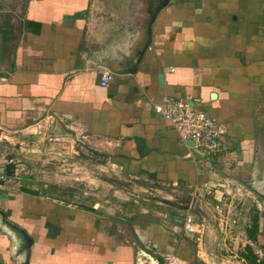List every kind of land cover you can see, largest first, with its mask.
I'll return each mask as SVG.
<instances>
[{
	"label": "crops",
	"instance_id": "1",
	"mask_svg": "<svg viewBox=\"0 0 264 264\" xmlns=\"http://www.w3.org/2000/svg\"><path fill=\"white\" fill-rule=\"evenodd\" d=\"M95 1L0 0V264H248V246L264 263L263 217L255 243L248 225L238 254L212 237L205 255L176 202L218 172L264 204V0H144L132 35ZM166 99L226 127L220 157L191 156L155 111Z\"/></svg>",
	"mask_w": 264,
	"mask_h": 264
},
{
	"label": "rangeland",
	"instance_id": "2",
	"mask_svg": "<svg viewBox=\"0 0 264 264\" xmlns=\"http://www.w3.org/2000/svg\"><path fill=\"white\" fill-rule=\"evenodd\" d=\"M93 5L94 7L92 10L96 22L109 23L123 21L131 35L135 33L137 27H141L142 23L147 22L148 19V12H146L147 8H145L144 11L141 9L147 6L144 0H96ZM141 13L144 17H139ZM9 138L10 135L5 133L3 136L0 133V153L4 155V157H6L8 153L5 146H7L6 141H8ZM217 175L218 172L214 178H212L213 180H211V183L205 182L200 184V186L189 189L186 194L181 195L180 201L177 200L176 202H181L183 205L189 203L188 205L191 204V206L195 208L192 212V214H194L192 217L197 224L201 225L202 233L192 238L201 242L202 248L198 249L199 252L201 250L203 254L206 255L205 245L207 240L212 237L218 240L225 238V247L217 248L218 246L214 244V253L219 249V254L234 256V254L240 252V247H244V236L246 235L243 231L244 228L248 225H252V221L257 214L259 215V220L260 217L264 218V204L252 194L250 195L245 188L237 190V188L232 187L233 185L231 184V186H225L224 188L219 186L220 183L217 181L219 177H217ZM204 184L211 185L210 194L207 193L208 189L204 188ZM119 185L115 186L116 190H120ZM148 195L149 194L136 195V198H133L136 202H129V204H132V206H141L139 202H141L143 197L146 198L147 196L150 201L152 200ZM157 196V194L154 195L155 200L159 199ZM115 199L117 200V198ZM160 201L162 203H167V201L162 199H160ZM257 202L261 204V210L255 208ZM120 204L123 205L122 203ZM224 204L225 206L223 207ZM123 210L125 211V209ZM123 210L119 209L117 212L121 213L120 211L123 212ZM222 222L223 225H221ZM229 237L233 240H230Z\"/></svg>",
	"mask_w": 264,
	"mask_h": 264
},
{
	"label": "built area",
	"instance_id": "3",
	"mask_svg": "<svg viewBox=\"0 0 264 264\" xmlns=\"http://www.w3.org/2000/svg\"><path fill=\"white\" fill-rule=\"evenodd\" d=\"M114 75L107 69L100 72V86L108 88ZM157 114L168 123L178 134L180 140L186 144H194L191 156L199 155L201 161L220 157L224 151L223 139L227 129L208 114L182 99H166L161 105L155 107ZM232 185V184H231ZM229 184V186H231ZM200 186V184L198 185ZM210 194V184H204ZM184 233L194 237L201 235V225L197 224L192 215H188L183 223ZM167 264H181L174 255L165 258Z\"/></svg>",
	"mask_w": 264,
	"mask_h": 264
},
{
	"label": "trees",
	"instance_id": "4",
	"mask_svg": "<svg viewBox=\"0 0 264 264\" xmlns=\"http://www.w3.org/2000/svg\"><path fill=\"white\" fill-rule=\"evenodd\" d=\"M258 232H259V215L257 214L252 221L251 227L246 230L248 238L253 243L257 241L256 237H257ZM246 250L248 253L243 254V258L248 262V264H264L263 262H260V261L257 262L258 259L254 255L250 246H248Z\"/></svg>",
	"mask_w": 264,
	"mask_h": 264
},
{
	"label": "water",
	"instance_id": "5",
	"mask_svg": "<svg viewBox=\"0 0 264 264\" xmlns=\"http://www.w3.org/2000/svg\"><path fill=\"white\" fill-rule=\"evenodd\" d=\"M190 144L193 145L192 142H190ZM1 215H2V214H1ZM2 220H3L4 222H6V219L3 218V215H2ZM13 229L16 231V233H17V237H19L20 240H21V242L23 243V244H22V248H23L24 250H28V249L30 248V246H32V244H33V240H32V239L26 234L25 231L18 230V229H16L15 227H14Z\"/></svg>",
	"mask_w": 264,
	"mask_h": 264
}]
</instances>
